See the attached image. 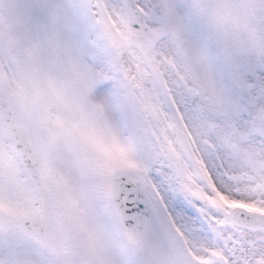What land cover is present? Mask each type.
<instances>
[{
	"label": "snow or ice",
	"instance_id": "obj_1",
	"mask_svg": "<svg viewBox=\"0 0 264 264\" xmlns=\"http://www.w3.org/2000/svg\"><path fill=\"white\" fill-rule=\"evenodd\" d=\"M0 264H264V0H0Z\"/></svg>",
	"mask_w": 264,
	"mask_h": 264
}]
</instances>
